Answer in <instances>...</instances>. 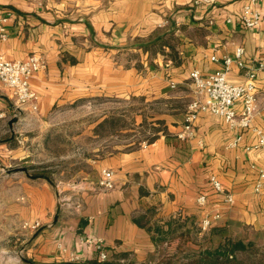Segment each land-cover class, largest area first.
<instances>
[{
    "label": "crops",
    "instance_id": "0c3cea01",
    "mask_svg": "<svg viewBox=\"0 0 264 264\" xmlns=\"http://www.w3.org/2000/svg\"><path fill=\"white\" fill-rule=\"evenodd\" d=\"M194 1L0 0V26L8 33L0 39V54L10 60L30 55L46 60L31 81L37 109L19 110L22 118L9 125L8 139L18 146L8 152L23 155L30 136L39 137L58 115L92 106L101 96L163 107L152 115L163 125L152 140L133 147L118 144L94 159L82 157L90 171L78 170L59 189L36 179L22 184L21 217L41 222L33 240L37 260L66 262L71 254L79 255V262L99 260L95 246L84 241L102 239L110 264H156L181 240L165 238L157 244L147 226L168 231L173 218L199 226L209 217L230 235L264 245V192L253 189L257 170L264 166V147H255L260 136L245 131L233 146L236 132L222 117L204 112L194 137H178L193 96L191 71L221 69L223 57H234L240 46L245 66L234 64L228 79L242 83L255 69L259 111L253 125L264 133V67H259L264 64V21L251 28L240 23L238 14L248 0ZM254 4L264 9V0ZM162 37L166 44L156 48L153 43ZM13 103L0 81V113H12ZM106 118L88 125L87 134L93 136ZM104 169L114 172L110 190L97 185ZM213 175L221 191L213 189ZM202 194L206 201L199 204Z\"/></svg>",
    "mask_w": 264,
    "mask_h": 264
},
{
    "label": "rangeland",
    "instance_id": "374dc122",
    "mask_svg": "<svg viewBox=\"0 0 264 264\" xmlns=\"http://www.w3.org/2000/svg\"><path fill=\"white\" fill-rule=\"evenodd\" d=\"M10 99L12 101L11 96ZM13 106L12 113H0V264H61L64 262L45 263L35 257V231L24 228L26 220L21 217L22 184L32 178L23 171L14 170L26 167L31 175H47L55 189H59L63 183L73 179L78 170L90 171L82 157L94 159L118 144L133 147L147 142L154 133L163 129L161 123L151 119L153 113H161L163 107L132 97L113 99L101 96L94 100L92 106L83 105L71 115H58L47 132L36 138L30 136L23 149L25 153L17 156L7 150L18 146L15 138L13 142L8 140L11 135L8 121L14 116L22 118L20 109L14 103ZM103 116L114 122L107 124L106 130L88 135V125H95ZM20 127L14 126L17 132ZM112 127L118 130L110 134ZM15 136H18L16 132ZM36 181L48 183L44 178Z\"/></svg>",
    "mask_w": 264,
    "mask_h": 264
},
{
    "label": "built area",
    "instance_id": "2783aa9c",
    "mask_svg": "<svg viewBox=\"0 0 264 264\" xmlns=\"http://www.w3.org/2000/svg\"><path fill=\"white\" fill-rule=\"evenodd\" d=\"M211 0H195L199 5L209 3ZM255 0H248L238 14L240 23L246 27H256L264 21V9L255 7ZM228 21H231L229 18ZM8 36L4 26H0V39L5 40ZM244 54L243 47L235 49L234 57L224 56L222 68L209 74H203L199 69H194L190 73L192 84V99L187 105L184 117V129L178 134L179 138L187 139L195 136V123L199 115L204 112L222 117L230 130L236 132V137L231 145L235 146L242 138L245 131H252L260 136L255 147H264L263 130L253 125L254 119L259 111V86L256 82L255 69L251 70L247 79L242 83H232L228 79V73L232 66H245L242 60ZM213 60L217 58L212 56ZM46 60L42 55H30L24 59L10 60L0 54V81L3 87L9 92L16 108L22 110L27 106L37 109V93L32 86V78L35 73L44 68ZM260 68L264 64H260ZM172 87H175L172 85ZM146 143V142H144ZM254 167V166H253ZM255 168V167H254ZM257 178L253 184V189L257 193L264 192V166L258 168ZM210 183L216 191H221L223 186L219 179L213 175ZM101 190H110L115 186L114 172L112 170H102L101 177L97 182ZM232 195L227 196V201L232 202ZM206 196L199 195L197 202L204 204ZM216 218V217H214ZM41 225L39 220L25 221L23 226L26 229L37 230ZM212 225V219L206 217L201 220L199 227L204 232ZM85 243L93 244L98 252L99 261H107V252L102 239H86ZM66 252V250H63ZM79 255L71 254L70 262H79Z\"/></svg>",
    "mask_w": 264,
    "mask_h": 264
},
{
    "label": "trees",
    "instance_id": "16d2710c",
    "mask_svg": "<svg viewBox=\"0 0 264 264\" xmlns=\"http://www.w3.org/2000/svg\"><path fill=\"white\" fill-rule=\"evenodd\" d=\"M164 37L157 39L153 45L156 48L166 44ZM159 41V43H158ZM161 41V42H160ZM152 44V43H151ZM157 44V45H156ZM113 119L106 118L95 129V132L106 130L107 124ZM112 127L108 133L116 132ZM150 137L148 141L152 140ZM38 175L47 176L41 173ZM168 231L160 225L147 226L154 232L153 240L159 244L165 238L179 237L181 242L173 253H164L156 264H264V245L246 242L237 236H232L226 227L211 225L204 232L194 222L187 219L173 218L169 221ZM82 264H110L108 261L90 260ZM67 264V262L61 263Z\"/></svg>",
    "mask_w": 264,
    "mask_h": 264
},
{
    "label": "water",
    "instance_id": "95a60500",
    "mask_svg": "<svg viewBox=\"0 0 264 264\" xmlns=\"http://www.w3.org/2000/svg\"><path fill=\"white\" fill-rule=\"evenodd\" d=\"M16 121H17V117H14L13 119H11V120L9 121V125H10V127H12V126H13V123L16 122ZM17 139H18L19 141H21V140H22V135H19V136L17 137ZM9 171H11V170H9ZM14 171H23V172H25L29 177H31L32 179L44 178V179H46L48 182H50V183L52 184V181L50 180V178H49L48 176H42V175H31V174L28 173V170H27L26 167H20V168L15 169ZM59 212H60V205H58V209H57V214H56V216H55V220L57 219ZM41 230H42V229H38V230L35 232L34 237H36V236L39 234V232H40ZM67 264H82V263H79V262H68Z\"/></svg>",
    "mask_w": 264,
    "mask_h": 264
}]
</instances>
